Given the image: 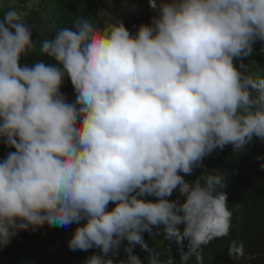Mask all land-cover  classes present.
I'll list each match as a JSON object with an SVG mask.
<instances>
[{"label": "clouds", "instance_id": "9594fccd", "mask_svg": "<svg viewBox=\"0 0 264 264\" xmlns=\"http://www.w3.org/2000/svg\"><path fill=\"white\" fill-rule=\"evenodd\" d=\"M148 4L135 33L77 17L41 42L51 63L29 64L25 9L0 0V142L15 149L0 160V250L47 264L59 236L67 264H160L174 239L182 264H203L233 237L232 187L264 174V0ZM228 252L244 256L242 239Z\"/></svg>", "mask_w": 264, "mask_h": 264}, {"label": "trees", "instance_id": "16d2710c", "mask_svg": "<svg viewBox=\"0 0 264 264\" xmlns=\"http://www.w3.org/2000/svg\"><path fill=\"white\" fill-rule=\"evenodd\" d=\"M25 1L26 3L29 1L32 4V8L25 6L26 15L22 18L32 29L36 47L32 54L22 58V63L31 64L37 60L51 63L50 58L40 50L41 42L45 39H52L57 29L71 27L77 17H83L100 26L106 23V19L102 15H106L105 5H107L108 0ZM8 11V9H5L0 12V20L4 18V15ZM154 14H156V10L149 8L148 4L145 11L126 20L125 26L128 27L130 32L135 33L140 24L150 23ZM61 91L66 94L69 102L74 100L75 93L70 79H65ZM9 151H15V149L9 148L0 142V160H3ZM263 188L264 174L257 171L251 172L250 176L238 180L236 185L232 187L233 194L238 201L236 208L237 227L232 238L228 235L215 238L204 247L202 252L203 264H249L254 254L264 250ZM180 228L182 231L183 226L181 225ZM239 238L242 239L244 244L245 254L242 257L233 258L229 255L228 249L232 240ZM59 240L60 237L56 236L55 241L57 246L52 244L54 247L53 255L51 250L43 248L50 260L47 264H67L68 260L72 257L70 251L66 254L65 243H59ZM185 240L183 242V251H188V241L187 239ZM169 241L170 243H174L170 244V246L175 248V250L172 254L163 253L162 257L159 258L160 264H168L170 260L172 264H182L180 246L174 239ZM47 246L49 247V245ZM261 257L255 264H264V257ZM0 264H29V262L24 257L17 255L14 247L7 251L3 246L0 250ZM189 264H197L195 255L191 257Z\"/></svg>", "mask_w": 264, "mask_h": 264}, {"label": "rangeland", "instance_id": "374dc122", "mask_svg": "<svg viewBox=\"0 0 264 264\" xmlns=\"http://www.w3.org/2000/svg\"><path fill=\"white\" fill-rule=\"evenodd\" d=\"M17 8L21 10L25 7V0H17ZM31 6V5H30ZM147 6V0H108L107 5V21L114 22L117 19L123 20L125 22L133 14H136Z\"/></svg>", "mask_w": 264, "mask_h": 264}]
</instances>
